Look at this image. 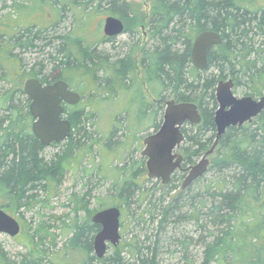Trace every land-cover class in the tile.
I'll return each mask as SVG.
<instances>
[{"label":"trees","instance_id":"16d2710c","mask_svg":"<svg viewBox=\"0 0 264 264\" xmlns=\"http://www.w3.org/2000/svg\"><path fill=\"white\" fill-rule=\"evenodd\" d=\"M21 1L23 3L15 4L14 12L29 8V0ZM39 1L44 4L48 0ZM146 1L151 9L145 22L139 20L127 0H52L59 20L42 28L8 26L10 20H15V13L9 14L6 23L0 20V80L10 82L8 64L14 65L18 76L42 82L55 76L53 71L42 75V69L20 73L11 62L15 60L21 64L19 57L12 53L15 48L34 51L41 48L40 41L43 47L52 48L62 57L53 68L64 73L69 72L73 61L83 55L90 67L85 63L84 66L92 72L95 86L100 87L99 69L107 63L106 72L109 73L108 67H114L113 61L98 47L84 48L81 39H75L72 31L66 35L56 34L60 22L68 13L76 22L102 12L124 21L126 32L147 23L150 43L142 66L145 80L158 100L151 106L150 115L155 117L152 125L159 126L169 99L197 104L202 116L200 124H188L184 130L186 141L181 147L184 170L196 164L197 159L214 145L216 89L220 81L232 79L235 91L245 90V95L254 98L264 95V0ZM205 31L220 33L223 42L211 51L208 68L199 71L192 65V45ZM51 32L54 37L49 39L47 33ZM57 41L60 44H55ZM73 42L78 44L81 53L73 52ZM121 54L123 75L133 63L126 61L128 51ZM127 75H123L126 80ZM124 86L130 90L126 83ZM0 100V198L10 197L16 213L21 208L32 210L40 204L46 206L40 194L57 190L68 170H81L80 159L90 155V161L93 146L103 140L92 130L95 114L89 112L85 116V109L71 111L69 119L73 132L71 140L66 142L65 153L48 156L49 147L42 145L32 132L30 102L25 97L23 84L12 83L0 95ZM147 106L149 104L140 98L131 105L139 112L133 109L126 112L135 111L133 113L140 116L146 113ZM117 131L115 128L111 140ZM54 146L59 148L62 144ZM129 156L120 169L119 178L114 179L111 191L105 195H92L88 185L94 184L97 175L94 170L86 171V190L72 194L71 207L68 205L75 214L83 212L85 215L81 221L75 219L67 225L70 237L65 247L57 254L50 253L44 243L52 234L44 233L47 228L40 223L28 244L35 249L30 250L28 259L22 264H75V251L84 253L90 264H196V258L190 255L191 246L203 249L200 264H264V111L252 124L229 128L210 156L214 159L208 172L185 190H182L183 170H177L171 182L163 185L158 180L146 178L143 161L134 159L133 154ZM93 167L100 169L96 165ZM128 168L131 169L129 177L125 175ZM208 173L213 174L209 180L206 179ZM93 201H97L96 208H92ZM108 207L121 209V228L127 231L122 232L118 246H110L106 256L97 259L93 241L101 227L92 223V217ZM124 217L126 224L122 221ZM193 223L200 233L196 239L188 234ZM129 227L134 236L125 241ZM178 254L180 262H171L169 258ZM0 263L10 264L1 246Z\"/></svg>","mask_w":264,"mask_h":264},{"label":"rangeland","instance_id":"374dc122","mask_svg":"<svg viewBox=\"0 0 264 264\" xmlns=\"http://www.w3.org/2000/svg\"><path fill=\"white\" fill-rule=\"evenodd\" d=\"M127 1L132 5L134 13L138 15L137 17L139 18V20H142V22L147 20V15H149L151 9V5L149 2H147L146 0ZM20 2L23 3L21 0H0V20L3 23L7 22L6 20L8 19L9 14L14 13L15 20H10L11 23L8 26L20 25L23 27L37 26L38 28H42L50 26L51 24L59 20V13L52 5V0H48L44 4H41L39 0H29L30 3L27 10L17 9L14 12L15 4ZM26 4L28 3L26 2ZM108 15L109 14L102 12L98 14L92 13L85 18V21L79 20L75 22L73 18H70V14L68 13L66 15V18L58 25V32L56 34L66 35L69 33V31H72L75 34V39L77 37L81 39L84 48L88 49V47L96 46L98 48L100 47L112 52H116L113 50L111 45H106L105 47L99 46V44L101 43L100 41L104 37L103 25ZM140 25L135 27V31H137V34L134 36L132 35L133 37L129 34H125L118 38V44L116 46L120 45L121 53L125 52V50L128 51V49L130 48L128 46V43H135L139 40L140 37V41L142 40L143 43L146 42V38L143 37L144 34L140 28ZM142 25H145V23ZM47 34V37L49 39H52V37H54V33L52 32ZM57 43L60 44L59 41H57L55 44ZM38 44L41 48L34 51L15 48L12 53L14 54V56L19 57L18 59L21 60V64H18L17 62H15V60H12L11 62L17 66V71H20V73L21 71L30 73V71L34 69H36L37 72V70L42 69L43 73L48 74L50 71H53L56 76L61 69L59 70L58 68H53V66L54 64H57V62L61 60L62 57L58 56L55 51H52V48L43 47V44L40 41H38ZM72 45H74V53H81L76 42H73ZM140 48L142 49V46ZM5 50H8L7 46H5ZM114 54L115 53H113L112 55ZM52 56L57 58V60H55L54 57L52 58ZM140 59L141 55L138 54L137 71H142ZM84 62L85 59L83 55H81L78 57L77 66H75V64L70 65L72 69L69 71L70 75H67V80L71 84H73V87L75 86V88L81 93L85 95L89 94L84 99L82 107L84 106L85 111L88 113H95L96 118L94 120L95 123L92 130H95L97 134L101 135L105 142L111 140V135L112 132H114L115 128H118L117 134L114 138H112L111 143L107 142L109 143V145L105 146L101 151L96 145H94L91 152V160L89 161L88 156L83 159L81 158L79 162H82V169L78 171L75 170L74 172L68 170L63 184L59 186L57 190L40 194L43 200L46 201V206L44 204H40L32 210L21 208L20 211L16 213L15 204L14 202H12L10 197L0 198V208L15 217L20 222L22 227L20 235L16 238H10L7 235L0 234V246L3 252L6 254L7 260L10 264H22L28 259L30 250L35 249L33 246H29L28 244L31 243V235L35 233V230L40 223H42L45 228H47V231H44V233L49 232L50 234H52V236L49 237L44 243V246L46 248H49L50 253L57 254L63 249V247H65L70 237L69 234H67L69 230L67 225L71 224L75 219H77L78 222L81 221V218H83L85 215L83 212H79L78 214L72 212V208H70L71 205L69 202V198L70 196H72V194H79L86 190V171H89V173H91L94 170L95 174L97 175L95 176L96 179L94 180V184L88 185L90 187L89 189L92 191V195H105L106 193H109L111 191V186L114 179L119 178L120 169H122L124 161L127 160L126 158H130L129 155L131 154H133L134 159L137 160H139L141 157L143 144L142 142L141 145L137 144L139 143V136H143V133H146V131L142 132L143 129L139 130L138 127L137 129L134 128L132 126L133 119L131 120L130 118L132 117V114L130 113L127 116L125 114L126 111H130L131 109L136 110L135 107H131L132 101L130 96L140 94L141 89L139 87H136L135 85L137 84V82L133 80L134 87H132L129 91L126 90V86L117 88L119 89L120 93L114 98H112L111 96H109V98H106L108 96L101 97L100 94L102 93V91H100L99 88H96L95 85L88 86L85 80H82L88 77L89 82L94 81L92 78V72H88L89 70L84 66ZM58 65H60V63H58ZM7 72H9L8 79L10 82H4L0 80V95L4 94L5 91L12 86V83H21L24 87V82L28 79L27 76L22 77L16 75V70H14V65L12 64H8ZM139 81L142 82L141 79ZM95 91L97 92L96 95H94ZM148 91H150L147 93L148 95L146 94V92L143 93V102L147 103V100L149 99L154 103L156 97L151 96L150 87ZM244 92L245 90L238 89L237 91H235V88L233 89V93L238 98L246 96ZM22 99H24V97ZM1 105L2 101L0 100V106ZM136 111L139 112L138 110ZM0 114H2V112H0ZM154 118V115H149L147 117V121H143L142 124L146 123V125H152L155 120ZM134 122H136V120H134ZM127 126L130 127L129 130H127ZM153 131L154 129L149 128L147 130V133H151ZM101 137L98 136V139L100 138V140H102ZM117 141L121 142V144L117 145ZM66 149V143L62 144V146H60L59 148L49 147L46 150V155L49 156L56 153H65ZM200 159L201 157L197 159L196 163L199 162ZM209 159L212 163L214 158L210 157ZM93 165H96L100 169L95 170ZM112 167H114L115 171L112 169ZM98 173L100 174V176L98 175ZM125 175L127 177L131 175L130 168L127 169ZM212 175L213 174L208 173L206 175V179L209 180ZM207 183L208 182H206V184ZM68 205H70V207ZM97 206V201H93L92 208H96ZM126 220L127 219L125 217L122 218L124 224L127 223ZM30 225L31 228L29 230ZM128 229L130 230V232L124 235L125 241L131 240L134 236L133 231H131V227H129ZM189 229L190 233L188 232V234L195 237V239L196 236L200 235L199 232H196L198 230V226L195 223H193L192 226L189 227ZM126 231H122L121 229V234L122 232L125 233ZM36 240L38 241L39 237H36ZM202 251L203 249L200 246H191L190 248L191 258H196V264H200L203 260ZM169 259H172L171 262L174 263L178 261L180 262V255L178 254L175 257H171ZM73 262L75 264H86L88 263V259L84 253L75 251V253L73 254Z\"/></svg>","mask_w":264,"mask_h":264},{"label":"water","instance_id":"95a60500","mask_svg":"<svg viewBox=\"0 0 264 264\" xmlns=\"http://www.w3.org/2000/svg\"><path fill=\"white\" fill-rule=\"evenodd\" d=\"M124 32L125 26L121 19L115 16L105 19L106 36L117 37ZM222 42L220 33L205 31L199 34L192 45V65L199 71L206 70L211 51ZM234 88L235 82L232 79L219 82L216 89L218 107L214 116L217 129L215 143L199 162L191 166L182 183V190L205 176L211 165L209 158L229 128L252 123L264 111V95L259 99L252 96L238 98L233 93ZM23 90L31 101L32 132L41 144L47 147L52 143L61 144L70 138L71 124L68 120H62L65 112L63 104H78L80 95L69 91L68 85L63 81L44 86L37 78L28 79ZM201 122L202 116L197 104L177 103L174 99L167 102L160 130L145 140L142 155L148 158L149 179L160 180L163 185L171 182L173 175L182 169L185 161L184 156L177 152L185 141L182 128L187 123L198 125ZM121 217L122 211L119 207H108L93 215L92 223L101 227L93 241L97 259H103L110 246L116 247L120 244ZM21 230L20 222L0 208V234L16 238Z\"/></svg>","mask_w":264,"mask_h":264},{"label":"flooded vegetation","instance_id":"af4514ba","mask_svg":"<svg viewBox=\"0 0 264 264\" xmlns=\"http://www.w3.org/2000/svg\"><path fill=\"white\" fill-rule=\"evenodd\" d=\"M109 16H111V15H108L107 17H109ZM147 21V20H146ZM145 22V21H144ZM123 23H124V26H125V32L122 34V35H120V36H123V35H125V34H129L130 36H134V35H136L137 34V31H135V29H133V31L132 32H126V23L123 21ZM144 24V23H143ZM104 25H105V22H104ZM104 25H103V34H104V37H103V39L100 41L101 43L99 44V46H103V47H105L106 45H111L112 46V48H113V50L114 51H116V52H112V51H109V50H107V49H103V48H100L99 47V51H101L102 53H104L105 55H107V57L106 58H108L110 61L112 60L113 61V63H114V67H112V66H107L108 68H109V70H110V72L109 73H107L106 72V65H107V63L104 65V66H102V69H99V81H100V87H96V88H99V90L100 91H102V93L100 94L101 95V97H105V96H108V97H106V98H109V96H111L112 98H114L115 96H117L119 93H120V91H119V89H117V88H119V87H121L122 85H124L125 83H126V85H127V87H129L130 89L132 88V87H134V85H133V83H134V81L133 80H135L136 82H137V84L139 85V87H141V91H140V95H138V94H136V95H131L130 97H131V101L132 102H134V101H138L140 98H144V95H143V93L144 92H146V94L148 93V92H150V91H148V89H149V87H148V83H147V81L145 80V74H144V69H143V66H142V59H143V56H144V54H145V51L147 50V46L149 45V43H150V33H149V31H148V27H147V23H145V25H140V28H141V30H142V32H143V37L144 38H146V42L145 43H143V41L141 40L140 41V39H141V37L139 38V40L137 41V42H135V43H132V44H129L128 43V46L130 47L129 49H128V59L126 60V61H128L129 60V62L130 61H132V63H133V66H131L130 68H128L127 69V71H125L124 72V74L125 73H128V75H127V80L126 79H124L123 78V75H121V72H122V66H123V64H122V61H121V58L123 57L122 56V54H121V51H120V45H118V46H116L117 44H118V38L120 37V36H117V37H108V36H106L105 35V33H104ZM132 36V37H133ZM142 46V49L140 48ZM96 47V46H95ZM134 47V48H133ZM137 48V49H136ZM133 50H135V53L133 54ZM113 53H115L114 55H112ZM118 54H119V56H118ZM138 54L139 55H141V59H140V64H141V66H142V71H137V60H138ZM121 55V56H120ZM125 61V62H126ZM73 62H75V63H73V64H75V65H78V58H77V60L75 59V61H73ZM86 65H87V67L89 68L90 66L88 65L89 63H88V61H87V59H85V62H84ZM105 69V70H104ZM43 72V71H42ZM42 75H46L45 73H43ZM61 75V76H60ZM70 75L69 74V72H67V73H64V72H59L56 76H50V80L48 81V82H42L40 79V81H41V83L44 85V86H46V85H52V84H55L56 82H58V81H63V82H65L67 85H68V89H69V91H71V92H73V93H77V94H79L80 95V97H81V100H80V102L78 103V104H76V105H68V104H63V106H64V109H65V112H64V114H63V116H62V120H68L69 122H70V124H71V127H72V130H71V136H70V138H68L65 142H63V143H61V144H64V143H66V142H68V141H70L71 140V138H72V132H73V125H72V122H71V120L69 119V114L71 113V111H79V110H83L84 109V106L82 107V105H83V102H84V99L86 98V96L87 95H89V94H87V95H85V94H83V93H81L80 91H78L76 88H75V86L73 87V84H71L68 80H67V77ZM80 76V75H79ZM138 76H140V77H138ZM142 80V82H140L139 80L140 79ZM28 79H30V78H28ZM27 79V80H28ZM26 80V81H27ZM81 80V79H80ZM83 80H85V82L87 83V85L88 86H90V85H95L94 84V82L93 81H90L89 82V80H88V77H86V79H83ZM25 81V82H26ZM25 82H24V84H25ZM97 85V84H96ZM129 85V86H128ZM138 87V86H137ZM24 88V87H23ZM110 89H113L112 91L110 90ZM24 91V90H23ZM113 93V95H112V93ZM108 93H109V95H108ZM97 94V92L95 91V93H94V95H96ZM107 94V95H106ZM93 95V96H94ZM148 95V94H147ZM92 96V97H93ZM151 96H154L153 95V93L151 92ZM246 96H250V95H246ZM263 96V95H262ZM25 97L28 99V101L30 102V104H31V101L29 100V98L27 97V95L25 94ZM91 97V98H92ZM100 98V97H99ZM260 97H255V99H259ZM172 100V99H171ZM175 100V99H174ZM148 102H147V104H149V106H147L146 107V113H142L140 116L138 115V113H131L132 114V117H130L131 118V120L133 119V123H132V126L134 127V128H136L137 129V127H138V129L140 130V129H143L142 130V132H145L146 131V133H147V130L149 129V128H152V129H154V131L153 132H151V133H143L144 135L143 136H139V143L137 144V145H141V142H142V151H141V157H140V160H142L143 161V163H144V167L142 168V170L143 171H145V174H146V178H148L149 179V177H148V169H147V161H148V158L147 157H144L143 155H142V153H143V151H144V149H145V140L148 138V137H150L151 135H153V134H155V133H157L159 130H160V128H161V126H162V124H163V120H164V113H165V110H164V112H163V114H162V118H161V121L158 123V127L156 128V127H154L153 125H150V124H147L146 125V123L145 124H142V122L143 121H147V117L150 115V113H151V106H153V104H155V103H157L158 102V100H157V98L154 100V103L152 102V100L150 101L149 99L147 100ZM168 101H170V99L169 100H167L166 101V106H167V102ZM30 104H29V106H30ZM166 106H165V109H166ZM29 110H30V107H29ZM130 113H125L126 115H129ZM95 114V113H94ZM97 114V113H96ZM84 115L86 116V115H88V112H86L85 111V113H84ZM32 117V116H31ZM95 118H96V116L94 117V120H95ZM84 119H85V117H84ZM134 120H136V122H134ZM254 120H256V118L254 119ZM32 121H33V118H32ZM254 122V121H253ZM252 122V123H253ZM252 123H249V124H252ZM188 124H190V123H187V124H185V126L182 128V133H183V135L185 136V141H186V135H185V133H184V130H185V128L188 126ZM32 125H33V122H32ZM94 128V127H93ZM216 133H217V129H216ZM184 141V142H185ZM108 141H106L105 142V140L103 139V141H101L100 143H97V144H95L99 149H100V151L102 150V149H104V147L105 146H107L108 145V143H107ZM184 142H183V144H184ZM117 143V145H119V144H121V142H116ZM214 143H215V141H214ZM182 144V145H183ZM54 145H59V144H55V143H52L50 146H52V147H56V146H54ZM182 145H181V147H182ZM50 146H47V147H50ZM217 146H219V144L217 145ZM181 147L177 150V152L178 153H180V154H182L181 153ZM217 148V147H216ZM134 150H137V149H134ZM139 151V150H138ZM183 155V154H182ZM184 156V155H183ZM88 158H90V155L88 156ZM185 158V157H184ZM78 159H80V158H78ZM195 165V164H194ZM193 166V165H192ZM190 168H191V166H190ZM190 168H188V169H184L183 170V168L181 169V171L183 170L184 172H185V176H187V174H188V171H189V169ZM70 171H72V172H74L75 171V169H72V170H70ZM180 171V170H179ZM173 178V177H172ZM158 181H160V180H158ZM161 182V181H160ZM162 183V182H161Z\"/></svg>","mask_w":264,"mask_h":264}]
</instances>
